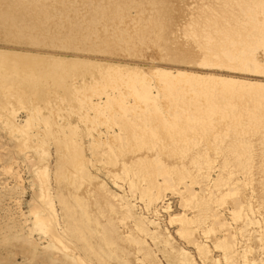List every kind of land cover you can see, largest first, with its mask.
Segmentation results:
<instances>
[{
	"label": "bare ground",
	"instance_id": "6f19581e",
	"mask_svg": "<svg viewBox=\"0 0 264 264\" xmlns=\"http://www.w3.org/2000/svg\"><path fill=\"white\" fill-rule=\"evenodd\" d=\"M54 3H56V0H0V41H4V43L5 41L6 43L16 41L19 42L18 40H20V37L23 36L24 29H19L17 24L24 22L23 17L26 14L28 18L25 19V22L29 21L31 22L32 27L38 28L36 31L37 33L38 31L42 32L47 30L48 28H46V22L43 23V26L45 27L43 28L41 24L42 21L40 23L39 20L42 19L44 21L43 18H45V21H47V18L49 17L47 13V6H52ZM58 4L60 5V8L59 6L58 8L61 9V7H65V5H67V2L65 0H60L58 1ZM261 12H263V14L260 13V17L261 14L262 17L258 18L261 19L262 22L260 23V21L258 19L257 20L259 24L264 26V10L262 9ZM46 15L48 17H46ZM49 22L52 21L50 20ZM254 23L256 22L254 21ZM254 23L253 25L255 26L257 23ZM27 25L24 27L21 25L20 28H25ZM258 25L254 27L255 31L257 30L256 28ZM32 27L28 28V30L32 29ZM259 27L260 25L258 28ZM262 29L258 30L262 32ZM33 31L35 32V30ZM261 32H259V35ZM38 34L36 35L38 36ZM26 36L29 38L30 34ZM227 36L228 35L220 37L219 41H217L218 38L216 37V41L218 42L217 44L221 48L220 49L218 47L220 49L218 51L216 50L218 48H215V45H213L210 39L203 42L204 44L200 43L201 45H194L193 43L185 40L186 43L181 42L183 45H180L178 48L175 47L174 50H171L173 48L169 45V49L171 51H167L169 50L167 45V47L165 46L164 48H167L166 51L169 53L171 52V55L176 54L177 58L180 57L177 55L184 54V56L187 55L191 61L194 60V63H199L204 60L205 65L203 66L207 65L208 67L209 64L207 63H213V65H215L216 62H211L209 60L216 57L218 63L219 61H222V63L225 62L227 64L225 66L228 68H236L239 70L238 67H241L244 64L247 68L251 69V71L253 70L254 72H257V74L261 73V75L264 74V62L257 59V51L260 48V44L258 43L261 42L262 44V41L264 40V32L261 33L260 39L256 42L254 41L249 46L241 47H238V44L234 43L235 40H229ZM34 41L35 39L33 42ZM216 41H214V43ZM35 43L38 42L36 41ZM175 43H173V45ZM173 45L172 47H174ZM212 47L215 49L214 51L212 50ZM108 48L109 47L107 46L106 49ZM210 51H213V54H211L213 57L209 55ZM9 54L12 55V53ZM171 55L167 57H170ZM208 55L211 58L207 57L208 62L206 63V56ZM183 58L185 57H182L181 60H183ZM9 60L11 61L12 59L10 58ZM183 61L190 63L187 59ZM16 62H18L17 59ZM220 63L218 65H220ZM17 64L10 66L7 62V58L3 56V54H0V125L1 130L4 131L5 134L15 138V150L17 154L24 156L25 163L29 166L33 173V186L36 187V192H34L33 195L34 201L32 202V206L29 212H27L28 215L25 217L24 223L25 228H27V230H25L27 237L36 239L37 237L34 238V235L37 234L38 240L47 244V247H45L46 250H56L58 254H60L59 258L64 259L65 264H127V261L130 260H133L131 264H135L137 262L139 263V261L153 264L150 261V253L143 242V238L145 236L143 221L139 220L137 223L129 225L130 209L127 207H121L122 201H117L113 197L108 185L99 180L96 176L86 174L84 168L87 169L90 162L84 164L82 161V153L84 151L83 144L80 140L81 137L79 135L78 128L76 126H71L68 120V115L64 113L63 109L66 107L67 102L64 93L61 91H55V94H53L50 90L49 93L47 88H45L48 91V94L40 97L35 94L36 92H30L32 89L31 87V89H28L25 82L20 81V79H16V75L19 73L16 68ZM35 64L38 65L37 63ZM43 64L41 62L40 66ZM201 64H204V62H201ZM20 66L18 65V67ZM40 66L38 65V67ZM101 67L102 65L100 66V69L98 68V70L104 71V66L102 68ZM23 68L24 67H21V71ZM41 68L43 69L46 67L44 66ZM66 68H68L66 69L68 70V77H75L77 74L75 72L76 67L69 68L67 66ZM42 69H40V71ZM105 69H107L104 73L106 75L105 77H107V80H110L111 84L113 83L112 85H114L115 90L116 88H119V90H122L123 93L124 91H128L130 88H133L136 94L143 93L146 97H148L146 92H149L151 89L155 90L156 93L154 97L152 96L153 99H151L152 97H149L150 100H152L149 104L140 106L134 104V102L131 103L130 100L122 101L123 98L121 99V102L118 99V101H115L116 99H112L111 96H108L110 93L107 94V96L110 97L108 98L106 96V91L108 92L109 89H103V91L106 90L104 93L107 99H105V102L100 105L99 114L107 119V124L105 125L107 128L114 126L119 129L120 134L106 136L107 140L105 142V139L103 140V147L100 145V141L99 143L96 141L97 139L92 140L89 144V148L91 150L90 154L96 153L99 149H102V151L104 150L102 153L106 155V162L105 165H103L104 169L102 168V170H104L108 176L114 178V168L111 167L113 166V163H111L110 157L113 158V155H117V161H115L117 162V169H115L120 172V181H128V183L132 184L136 179L134 178V171L140 172V170H142L141 172H146L144 173L146 175L151 173L152 166L155 164H158L159 166L162 165V169L166 166L164 169L169 171V175L165 173L167 175L164 174L165 176H159L162 179L161 183H156L154 189L151 188L153 189L154 194H151L150 191L148 194L146 193V198H143L145 199V201L143 200L145 205L150 203L154 197L158 196L156 194H159L160 197L161 193L159 192L162 189L170 190L179 197L180 206L184 213H186L185 217L180 216L178 219L171 220L172 223L175 222L178 225L179 234L181 236L194 242L196 234L199 232L205 236L212 237L215 233L222 231L221 233H223L224 238L220 241H214V246L222 251L227 264H241L243 256L240 255V250L237 249V247L244 241L252 244L253 258H250V261H248L251 262V264H260L261 262L256 258L255 254L260 243L258 238L261 237V235H264V232H262L264 229V191L261 194H256V198L253 199V203L250 208L251 214H253V216L259 215L260 218L263 219H261V222L263 223L261 224L260 222L261 225L256 224V227H253L250 230L246 225L247 229L242 226V228L240 227L235 232V227H227L229 224H225L224 219L220 214H218L216 209L226 207L227 204H230L229 202H232L233 205L231 204V206H234L232 208H235V211H243L242 207L244 206L246 199L244 189L247 187L245 184L247 181L244 178L247 174L251 175V182H254L256 185V187H254L257 188V191L260 188L259 185L264 187V149L262 142L264 136V85L226 80V78L220 79L218 77H215V79L212 78V76H194L190 73L188 75H181L179 72V76L175 77H170L169 75L172 76V74L168 73L170 79H168L167 76V78L165 77V79H161L164 80V82H158V80L155 81L153 79L157 74L155 73L152 78V75L150 74L151 76H149L146 69L145 71L143 69L140 70L141 68H132V70L129 71L124 68V66L114 67V65H108ZM32 71L34 70H31V72ZM253 71L251 73H254ZM31 72H29L28 75H31L32 78L33 76L30 74ZM38 73L36 72V74ZM74 73L76 74L74 75ZM99 73V75L103 74V72ZM130 73L134 74V76ZM159 73L161 77L162 75L163 77L167 75L164 74L166 72H163V74L161 72ZM40 74L42 73L40 72ZM44 74L45 72L43 75ZM88 75L90 76L89 79L93 82L98 80H96L97 77H94L95 74L94 76L91 74ZM85 76L82 77L85 78ZM141 76H143V78ZM22 77L25 79L24 77L26 76H21V80ZM101 77L99 78L100 80ZM158 77L156 76L155 78ZM33 78L32 80L34 81ZM32 80H30V82ZM107 80L104 78L103 81ZM184 80H186V82ZM38 81L39 80L35 83ZM83 81L85 80L83 79ZM98 82L100 81L98 80ZM149 82L152 84V88ZM83 84L87 85L86 83ZM31 85L34 86L33 82ZM85 85L83 87L82 85L80 86L83 88L84 93ZM103 85L105 86V84ZM91 86L93 88L92 84ZM100 89L102 90V86ZM100 89H98L99 92L101 91ZM33 90L39 89L34 88ZM88 91L89 89L86 90V92ZM117 91L115 93H117ZM96 92L93 94H96ZM118 92L120 93V91ZM125 93L126 92L123 94ZM88 94H90V92ZM98 94L99 93H97V95ZM119 95L120 96L117 95L116 97H119L120 99L121 94ZM122 97H124V95ZM133 98L131 99L133 100ZM140 98H142V96H140ZM225 98H228L229 101L227 102ZM43 101H48V106L45 105ZM221 101L223 102V105ZM229 103L231 104V107H227ZM141 104H143V101ZM54 110L61 111L62 113L61 115H58V118L63 117L62 119L65 120L64 122H61L60 126L54 132H48L47 129L50 128ZM83 111V115L90 124L99 123V118L101 116L95 113L93 107H83ZM20 113L25 115L23 122L18 120ZM71 113L76 116L74 111H71ZM157 116L161 117V122H157L159 120H157ZM227 121H234L235 123L233 129H231V131L227 129L229 133L225 134L227 130L221 128ZM36 124H38L40 130L35 128ZM118 138L121 140L117 143L122 141L119 145L115 144ZM48 139H52V142L58 146V150L60 151H58V155H60V158L63 160L65 165L64 170L59 167L56 168L52 181L47 168V153L44 147V143L48 141ZM99 151L101 152V150ZM99 153L97 152V154ZM30 154L31 156H29ZM93 156L95 157L94 154ZM209 158L214 160L210 169H213L214 167L215 169H220L221 172H224L225 170L228 173L226 174V172H222V174H225V177H222V185L216 183L218 178L222 175L221 173H219L221 175L217 177L216 182H214V179V181L212 179L210 181L208 176L205 174L204 176L202 175L203 177L201 176L202 172L205 173V170L203 171L205 165L202 161ZM113 160L115 159L113 158ZM184 160H186L187 163H185ZM200 169L202 171L201 173ZM12 170L13 169L9 167L6 169V173L9 172L12 174L11 176H13L15 172L13 173ZM74 171L79 173V177L84 176V183L82 181L72 180V172ZM15 174H17V172ZM199 174L200 176H198ZM228 175L230 176L228 177ZM239 175H241L242 179L246 181L244 182L241 179L243 186L246 187L243 190L238 189L240 186L238 188L235 187L238 190L236 189V192H232L229 190L231 188L230 185H233V187L235 186V177L239 182ZM198 177H202L203 179ZM196 178L199 179H197L198 182ZM18 180H20V177ZM199 181L202 182L200 183ZM232 181L234 184H232ZM51 182L55 187L53 193L51 192ZM218 182H221V180ZM251 182H249L250 185ZM198 183H200V190L194 193V191L191 190V187L193 185H198ZM187 184L190 186H187ZM142 191L146 192L144 189ZM230 192L234 193L235 197H232L233 201H228L231 200V198H229ZM53 202L59 207L61 219L58 218V214L55 213V205ZM247 205L250 204H246V206ZM240 214H242V212ZM235 217L237 216L235 215ZM243 217L245 218L244 215ZM59 220H61L63 224L60 229ZM253 225H255V223ZM232 229H234V231ZM154 234H156V232H154ZM158 236L161 238L164 235L158 234L157 237ZM33 243L34 242H32L31 245L34 246L35 244ZM27 245H29V242ZM233 251H235V253H233L234 255L232 254ZM199 252L201 253V256L204 255L202 250H199ZM245 261L247 262V260ZM242 264H244V262Z\"/></svg>",
	"mask_w": 264,
	"mask_h": 264
},
{
	"label": "rangeland",
	"instance_id": "374dc122",
	"mask_svg": "<svg viewBox=\"0 0 264 264\" xmlns=\"http://www.w3.org/2000/svg\"><path fill=\"white\" fill-rule=\"evenodd\" d=\"M58 1L60 0H56V3H54V5L52 6L48 4L49 5L47 6L48 10L47 9L46 10L49 17L46 15V17H48L47 21H45L46 20L45 18H43L44 21L42 19L39 20L40 23L42 21L41 24L43 28H45L43 26V23L46 22L47 24L46 28H48L50 31L48 29L42 32L38 31V33H40L41 35L38 34L36 32L38 28L32 27L31 22L29 21L25 22L26 21L25 19L28 18L26 14L23 17L24 22L26 24L24 22H21V24H17L19 29L25 30V31L23 30V36L20 37L21 42L20 40H18L19 42L16 41L12 43L11 42L6 43V41L4 43V41L3 42L0 41V54L1 55L3 54V56L7 58L8 64L10 66L14 64L16 65L18 62L21 64L20 66V64L18 63L16 66V68L19 71V73L16 75V79H20V81L25 82V84H27L28 86V89L30 87L32 88V89L30 88L31 89L30 92L33 93L36 92L35 94L39 95L40 97H42V95H47L49 90L53 92V94H55V91L56 92L61 91L64 93L67 102H66V107L63 110L64 113L68 115L69 117L68 120L71 126H76L78 128V132L81 137L80 140L84 148V151L82 153V161L84 164L90 162V165L88 164L89 165L88 168L87 169L84 168L86 174H92L96 176L99 180L104 182L106 185H108V188H110L113 197L117 201H122L121 207L122 208L127 207L130 209L129 225L137 223L139 220L143 221L144 229H145L144 231L145 236L143 238V242L150 253L149 256L151 263L153 264H227V262L223 257L222 251L215 248L214 246V241H220L221 239L224 238L223 233H221L222 231L215 233L214 235H212V237L205 236L201 232H199L196 234L194 242L188 240L187 238L179 234L178 225L175 222L172 223L171 220L178 219L180 216L185 217L186 213H184L183 209L181 208L179 197L175 193L171 192L170 190L162 189L159 192L161 193L160 197L159 194H156L158 196L154 197L150 203H147L145 205L144 203L145 199L143 198H146V195L148 194L149 191L151 194L152 193L154 194L153 189L156 186V183L160 184L162 180L159 176H163L165 173L169 175V171L164 169L166 166L163 167L162 169L161 168L162 165L159 166L158 164H155L154 166H152L151 173H148L146 175L144 174L146 172L144 173L141 172L142 170H140V172L134 171L133 172V174L135 175L134 178H136L134 183L131 184L128 183V181L123 182L122 180L120 181L119 179L121 177L119 176L120 172L116 170L117 162L115 161H117L118 156L113 155V158L115 160H113V158L110 157L111 163H113V166L111 167L114 168V173H113L114 175L112 174L114 178H112L108 176L104 170H102V168L104 169L103 165H105L106 162V155L102 153L104 150L102 151V149H99L101 150V152L99 150L97 151L98 153L100 152L99 154H97V152L90 154L91 150L89 148V144L91 143L92 140L97 139L96 141L98 143L100 141V145L103 147L102 143H104L107 140L106 136H113L120 134L119 129H117L114 126L107 128V126H105L107 124V119L99 114L100 105L103 104V102H105V99H107L108 96H111L112 99H116L115 101L119 100L121 102V99L123 98L122 101L130 100L131 103L134 102V104L136 105L144 106L152 101L150 100V98L152 96L154 97L156 93L155 90L151 89L149 90V92H146L148 96L146 97V95H143V93L136 94L133 88L132 89L130 88L131 90L129 89L128 91H124L127 93V94L125 93L126 95L123 94L124 92L122 93V90H119V88H116L115 90L114 85H112L113 83L111 84L110 80H107V77H105L106 75L104 74L107 70L105 68L108 65L110 66L114 65V67L124 66V68H126L129 71L132 70V68L133 69L141 68L140 70L146 69L149 76L152 75V78L154 77L153 75H155V73L157 74L155 75V77L156 76L158 77L159 75L158 77L159 79L155 77L153 78L155 81L158 80V82L159 81L164 82V80L161 79L163 78L165 79V77L167 78L168 73L172 74V76L169 75L170 77L179 76V73H181V75L183 74L188 75L190 73L191 75L193 74L194 76H198V75L201 77L212 76V78L215 77H218L220 79L226 78V80L239 81V82L242 81L250 84L264 85V74L262 75L261 73L257 74V72H254L253 70L252 71L254 73H251L252 72L251 69L247 68L244 64H243L244 66L242 65L241 67H238L239 70H237L236 68L234 69L228 68L227 66H225L227 64L225 62L222 63V61H219V63L220 62L221 63L220 65H218L219 63L217 58L216 57L213 59L211 58L213 57L211 54H213V51L215 50L213 48L214 47L213 45H215V48L219 47L217 41L220 40L219 39L220 37H225L226 35H228L227 36L228 39L235 40L234 43L238 44L237 45L238 47L249 46L254 41L256 42L258 39H260L261 33L264 32V26L262 24H259L258 20L260 21V23L262 21L258 17H260V13L263 14V12L261 11L262 9L264 10V6H263L264 0H161V1L160 0H65L67 2V5H65V7L64 6L61 7V9H59L60 5L58 4ZM56 8H58L59 10ZM50 20L52 22H49ZM254 21L258 23L256 24L254 23ZM253 23L256 25L259 24L260 27L258 28L259 26L258 25L256 29L258 30L263 28L262 29L263 31L262 32L259 30L258 32L257 30L255 31L254 27L256 25L254 26ZM21 25L23 27L27 25V27L29 26L28 28L32 27V29L28 30L27 27H25L27 30L25 28H20ZM33 30H35V32ZM48 32L51 34H49ZM259 32H261L260 35ZM35 33L38 34V36ZM29 34L30 36L28 38V36L26 35ZM31 37L34 38L32 39ZM216 37L218 38L217 41H216ZM34 39L35 41L33 42ZM207 39H210L212 41L213 49L212 48L211 49L213 51H210L209 53L211 57H209V55L206 56V60L207 57L211 58L209 61L216 62L215 65H213V63H207L208 60L206 61V63L209 64L208 67L207 65L203 66L205 65L204 60L201 61L202 63L204 62V64H201V62L197 63L195 61L198 64L197 65L196 63L193 62L194 60L191 61V59L187 55L186 56H184V54L177 55L180 57L181 56L185 57L183 58V60L187 59L191 63L190 64L186 61L181 60L182 57L181 59L180 57H178L179 58L178 59L176 57V54L174 55L172 54L173 55L172 56L170 54L171 52L170 53L167 52L174 50L175 47L178 48L180 45H183L182 43H186L185 40H187V42L193 43L194 45L195 44L201 45L204 44L203 42H206ZM36 41L38 43H35ZM214 41H216L215 42L216 44L214 43ZM25 42L26 43L28 42L29 44L28 43L26 44ZM173 43H175L176 45L175 44L173 45ZM258 44H260L259 49L262 50L260 51L258 49L257 59L264 62V57H263L264 40L262 41L263 45L261 44V42ZM169 45L173 49L170 50ZM172 45L174 47H172ZM107 46L109 47L108 49H106ZM165 46L169 50H167V48L165 49L164 48ZM219 48L216 50L218 51L221 49ZM9 53H12V55ZM169 55L171 56L167 57ZM9 56L12 59L11 61L9 60L10 59ZM16 59L18 62H16ZM41 62L42 64L44 62L43 65L46 68L43 69L41 68L44 67L43 65L40 66ZM35 63H37L40 67H38V65H36ZM18 65L20 67H18ZM101 65L102 67L104 66L103 67L104 71L98 70V68L100 69ZM67 66L69 68L76 67L75 72L77 74L74 73V75L76 74L77 77L76 75L75 77L73 76V78L68 77V70H66L68 69L66 68ZM21 67H24L22 71L25 74L21 71ZM244 67H246L247 70ZM27 68L29 69V71ZM39 68L42 69L43 71L42 70L40 71ZM31 70L34 71L31 72ZM44 70L46 71L49 70V71L46 72ZM29 72H31L30 74H32L33 77L35 76L34 78L32 77L34 81L32 80L31 75H28ZM36 72L38 74H36ZM40 72L42 74H40ZM44 72L45 74L43 75ZM99 72H103V74L99 75L100 74ZM159 72H161L162 74L163 72H166L164 74L167 75H165L164 77L162 75L161 77ZM88 74H91L92 76H94L95 74L94 77L95 78L97 77L96 80L98 79L101 83L98 82V80L96 82H93L91 79H89L90 76ZM21 76H26L24 77L26 81L25 79H23V77L21 80ZM82 76L83 77L85 76V78H83ZM132 76H134V74H132ZM169 76L168 79H170ZM41 77L44 80H42ZM100 77L101 80L99 79ZM141 77L143 78V76ZM104 78L108 82L103 81ZM83 79L85 81H83ZM30 80L32 81L30 82ZM37 80H39L37 82L38 84L35 83ZM184 81L186 82V80ZM32 82L35 87L31 85ZM83 83H86L87 85ZM97 83L102 85H99ZM91 84L93 85V88ZM103 84H105V86ZM81 85L82 87L85 85L84 89L86 94L84 93L83 88L80 87ZM150 85L152 88V84ZM101 86H102V90L100 89ZM34 88L35 89L37 88L39 90H33ZM45 88H47L48 91ZM97 88L101 90L100 91L101 94ZM105 88L106 90L109 89L108 92L106 90L103 91V89ZM43 89L45 90L41 92ZM88 89L89 91L86 92V90ZM117 89L118 91H120V93L117 91ZM105 91H106V96L108 93H110L107 97L105 96L104 93ZM116 91L117 93H115ZM89 92L90 94H88ZM95 92L96 94H93ZM97 93L99 94L97 95ZM118 93L121 94L120 99L119 97L118 98L116 97L117 95L120 96ZM123 95L124 97H122ZM140 96H142V98H140ZM153 97L151 99H153ZM131 98H133L134 101ZM225 99L227 100V102L229 101L228 98ZM139 101L141 103L143 101V104H141ZM47 102L48 101H45L44 104L45 105L49 104V102L48 103ZM221 103L223 105L222 101ZM230 105L231 104L229 103L227 107H231ZM87 106L93 107L95 113L101 116L99 118V123L90 124L87 121V119L83 115L84 114L83 107H87ZM71 111H74L76 116L73 115ZM61 113L62 112L59 110L53 111L50 128L47 129L48 132L50 131L54 132L60 126L61 122L62 121L64 122L65 119H62L63 117L58 118V115H61ZM20 114L18 116V120L20 122H23L25 119V115L23 113ZM156 118L157 120L159 119L157 122H159L160 120L162 121V119H160L161 118L160 116H157ZM234 123H235L234 121H229V122L227 121L224 123L221 129H226V130L228 129L229 131H231V129H233ZM35 128L40 130L38 124L35 125ZM228 130L225 132V134L229 133ZM1 131L2 130L0 125V264H65L64 259L59 258L60 254H58L56 250H52V249L46 250L45 247H47V244L43 241L41 242V240H38L37 234L34 235V238L37 237L36 239H31L26 235L25 230H27V228H25V223H24L25 217L26 215H28L27 212H29L32 206V202L34 201L33 195L34 192H36V187L33 186V182H34L33 173L29 168V166L25 163L24 156L17 154L15 150V138L5 134L4 131L2 132ZM119 140L121 139L118 138L115 144L119 145L122 142L120 141V143H117L119 142ZM52 141H53L52 139H48V141L44 143V147L47 153V168L50 173L51 181L56 168L59 167L60 169L64 170L65 167L63 160L60 158V155H58L60 152L58 150L59 148ZM262 142L264 149V136ZM93 154L95 155V157L93 156ZM91 155H92V159H91ZM29 156H31V154ZM102 156L105 157V161H104V157ZM184 161L185 163H187L186 160ZM202 162L205 165V168L203 169V171L205 170V173H203L200 169V173L202 172L201 176L202 175L204 176L205 174L206 176H208L210 181L211 179L212 180L214 179L215 181L214 180L213 181L216 182L217 177H219L223 171L221 172L220 169H215L214 167L213 169L212 168L210 169V167L214 163V160L212 158L206 159ZM9 167L14 170V171L12 170L13 173L17 172L19 176L15 173H14L15 175L13 174V176H11L12 174H10L9 172L6 173L7 172L6 169H8ZM74 172H72L73 173L72 174L73 178L71 177L72 180L82 181L84 183L85 182V178L83 180L84 176L83 177L80 176L81 177L80 178L78 175L79 173L75 172L74 174ZM225 172L226 171L224 170L223 173ZM226 174L228 173L226 172ZM224 175L225 174H222L218 178V181L221 180V182L217 181L216 183L222 185L223 182L222 177H225ZM77 176L79 179L77 178ZM136 176H138L139 178ZM144 176H146L147 178ZM198 176H200V174ZM229 176L230 175H228V177ZM247 176L244 179L248 183L242 179L241 175H239L238 179L240 183L237 181L235 177L234 181L236 184H234V182L232 181V184H234L235 186L233 187V185H230L231 188L229 189L232 192H236L235 190L240 186L238 189L243 190L246 186H243L242 180L246 182L245 184L247 185V187L244 189L246 199H245V204L242 207L243 209L241 208L243 211L241 210L240 212L235 211L234 210L235 208H232L234 206H231L232 202H229L230 204L226 205L227 208L223 207L216 209L218 214H220L224 219L225 224L227 225L229 224L227 227L229 226H230L229 228L235 227V232L240 227L242 228V226L243 228L247 229L246 227L247 225L250 230L251 228L256 227V224L261 225L263 223L261 222L263 219L260 218L259 215L253 216V214H251L250 208L252 206L253 199L256 198V194L263 193L264 187L262 185H259L261 189L259 188L257 191L256 190L257 188H255L256 185L254 184V182H251V175L247 174ZM19 177L20 180H18ZM202 177H198V178L203 179ZM198 178H196V180ZM237 182L238 184L241 185H238ZM249 182H251V185ZM200 183H198V185H193L191 187V190L194 191V193L200 190ZM188 185L189 184H187V186ZM147 188L149 189L153 188V189L149 190ZM54 189H55L54 184L51 182L52 193L54 192L53 191ZM143 189L146 192H143L142 191ZM229 195L231 196V197L229 196L231 200L228 201H233L232 197H235L234 193L230 192ZM53 204L55 205L54 206L55 213L58 214L57 215L58 218L61 219L58 205L54 202ZM246 204H250V205L246 206ZM244 207L246 208V211ZM247 210L249 211V213ZM236 212H238L239 214ZM241 212L245 216V218L243 217L242 214H240ZM235 215L237 217H235ZM246 219L247 220L250 219V220L247 221ZM255 220L257 221V223ZM253 222L255 223V225H253L254 224ZM237 224H239L240 226ZM62 226H63L62 221L59 220V229L62 228ZM232 230L234 231V229ZM154 232H156V234H154ZM262 232H264V229ZM158 234L164 236L159 238L160 236L157 237ZM263 238L264 235H261V237L258 238V241H260L261 244L259 243L258 250L256 251V254L254 253L256 255V258L260 260L261 262L260 264H264ZM26 242L27 244L29 242V245H27ZM32 242H34L33 243L35 244L34 246L31 245ZM251 246L252 244L250 242H245V241L241 242L240 245H238L237 249L240 250L239 253L240 255L243 256L241 260V264L243 262L244 264H249V263L251 264V262H249L250 258H253V250ZM199 250H202L204 252L203 253L204 255L201 256ZM233 253H235V251H233L232 254ZM245 260H247L248 263ZM132 261L133 260L127 261V264H131ZM139 263L148 264L147 262L144 261L143 262L139 261ZM139 263L137 262L135 264H139Z\"/></svg>",
	"mask_w": 264,
	"mask_h": 264
}]
</instances>
